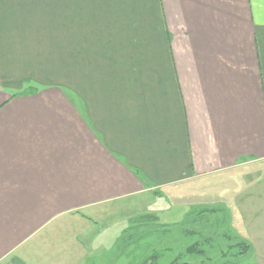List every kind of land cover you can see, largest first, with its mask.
<instances>
[{
    "label": "crops",
    "instance_id": "crops-1",
    "mask_svg": "<svg viewBox=\"0 0 264 264\" xmlns=\"http://www.w3.org/2000/svg\"><path fill=\"white\" fill-rule=\"evenodd\" d=\"M263 164L264 0H0V264Z\"/></svg>",
    "mask_w": 264,
    "mask_h": 264
},
{
    "label": "rangeland",
    "instance_id": "rangeland-1",
    "mask_svg": "<svg viewBox=\"0 0 264 264\" xmlns=\"http://www.w3.org/2000/svg\"><path fill=\"white\" fill-rule=\"evenodd\" d=\"M203 184L209 191L199 193L195 205H187L186 197L148 194L145 204L134 210L128 204L111 206V218L107 214L109 218L98 220L89 234L90 257L109 249L108 262L93 261L264 264V164Z\"/></svg>",
    "mask_w": 264,
    "mask_h": 264
},
{
    "label": "trees",
    "instance_id": "trees-1",
    "mask_svg": "<svg viewBox=\"0 0 264 264\" xmlns=\"http://www.w3.org/2000/svg\"><path fill=\"white\" fill-rule=\"evenodd\" d=\"M125 232H126V231H125ZM124 234H125V233H124ZM124 234H123L122 237H124ZM122 237L120 238V241H118V243L121 242ZM240 242H241L240 244L244 245L247 249L249 248V245H248L245 241H240ZM118 243H117V245H118ZM238 245H239V244H238ZM182 264H187V263H182Z\"/></svg>",
    "mask_w": 264,
    "mask_h": 264
}]
</instances>
